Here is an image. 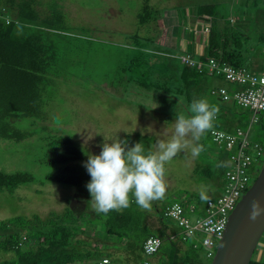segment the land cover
<instances>
[{
	"label": "rangeland",
	"instance_id": "obj_1",
	"mask_svg": "<svg viewBox=\"0 0 264 264\" xmlns=\"http://www.w3.org/2000/svg\"><path fill=\"white\" fill-rule=\"evenodd\" d=\"M55 1L65 6L68 24L76 36L73 37L72 44L68 45L69 51L60 65L65 70L63 76L56 79L53 87L45 94L47 105L43 110L48 117L47 122L34 117L16 119L14 123L18 128L33 129L36 134L20 142L0 137V170L30 172L38 181L23 186L14 193L0 192V220L31 216L34 213L46 217L52 211L71 207L68 202L79 199V188L46 181L48 175L54 174L55 166L46 163L49 152L42 140L44 135L61 132L74 138L85 150L88 160L89 154H100L105 137L108 141L117 136L122 140L127 134L140 132L153 136L157 142L171 135L176 115L190 114V105L186 104L183 97L147 92L130 84V72L125 73L119 67L128 62L136 52L132 35L155 37L157 45L165 49L166 54L179 60L187 50L189 53L195 50L194 56L198 57L204 52L205 43L199 42L201 38L196 37V29L203 30L207 23H200L197 19V7L217 3L219 17L223 21H232L233 25H238L249 35L243 51L244 66L254 70L263 68L264 65V41L258 39L259 36H264L263 0H257V5L249 0ZM147 1L159 12L158 19L140 26L138 15ZM194 37L198 44L194 43ZM205 69L206 79L199 87L201 97L218 109L211 128L217 127L232 133H236L239 128L248 132L252 160L248 172L253 173L256 169L257 178L264 166V154L258 160L254 145L259 143L264 148V110L255 112L235 101L223 100L218 91L221 86L226 87L230 95L243 86L211 74L208 66ZM255 116L258 121L253 122ZM44 127L47 130L44 131ZM210 129L198 141L201 145L205 144L198 156H192L189 149L179 153L166 165V195L153 201L146 208L149 212L156 210L157 206L162 208L178 201L188 206L194 205L191 209L187 208L185 213L188 217H202L208 200L216 199L222 193V183L225 180L223 173L232 165L230 154L233 149H229L225 143L217 147L210 137ZM197 166L210 168L214 171V176L211 179L202 178L195 171ZM254 180H251V185ZM192 194L198 198H191ZM86 196L89 206L85 219L92 220L94 226L98 223L96 227L101 226L99 230L104 232L103 225L95 219L96 211L90 192ZM78 205L81 206L82 203ZM152 221L157 224L158 219L152 217ZM165 221L173 227L178 226L172 219ZM92 231L93 229L89 230L88 234L91 235ZM105 238L110 239L107 235ZM103 245L108 252L119 247L109 240ZM259 247L264 249V235ZM259 249L256 250L255 257L258 256ZM215 252L216 249L213 253ZM119 254L122 255V252ZM119 254L115 255L118 257ZM213 256L204 255L207 257L205 264H211ZM260 260L264 261V250Z\"/></svg>",
	"mask_w": 264,
	"mask_h": 264
},
{
	"label": "trees",
	"instance_id": "obj_2",
	"mask_svg": "<svg viewBox=\"0 0 264 264\" xmlns=\"http://www.w3.org/2000/svg\"><path fill=\"white\" fill-rule=\"evenodd\" d=\"M53 1L0 0V137L4 139L20 142L36 134L33 129L18 128L16 119L48 120L43 110L47 105L44 97L56 79L63 76L65 70L60 65L76 36L68 24L65 6ZM252 3L257 5V0ZM217 8V3L197 7V19L209 26L204 52L198 57L244 66L243 51L249 35L232 21H223ZM158 13L147 1L138 15V24L152 23L158 19ZM258 39L263 42L264 36ZM131 40L136 52L119 67L125 73L130 72L131 85L147 92L183 97L187 105L202 98L199 87L206 79V69L191 67L183 64L181 57L179 60L166 54L155 37L134 34ZM42 140L49 152L46 163L55 166L54 174L48 175L46 181L79 188V199L69 201L71 207L52 211L46 217L34 213L0 220V264H101L104 258H109L111 264H205V250L197 240L185 237L176 221L177 227L165 221L171 219L166 211L174 204L182 205L185 212L194 205L174 201L149 212L137 205L133 197L125 209L94 213L96 221L104 227L102 232L101 226L96 227L98 223L94 226L92 220L85 219L89 206L87 184L91 180L84 166L85 150L74 138L61 132L46 134ZM122 140L128 141L129 148L142 142L146 150L156 142L153 136L140 132L127 134ZM195 171L204 179L214 176L208 167L197 166ZM256 175L254 169L250 179H256ZM35 182L38 181L30 172L0 170V192L14 193ZM190 196L198 198L195 194ZM152 217L158 219L157 224ZM92 229L91 235L88 234ZM105 235L119 247L105 251L103 244L108 241ZM154 237L161 240V246L149 254L145 243ZM249 264H264V261L254 256Z\"/></svg>",
	"mask_w": 264,
	"mask_h": 264
},
{
	"label": "clouds",
	"instance_id": "obj_3",
	"mask_svg": "<svg viewBox=\"0 0 264 264\" xmlns=\"http://www.w3.org/2000/svg\"><path fill=\"white\" fill-rule=\"evenodd\" d=\"M217 112L206 98L194 99L190 114L176 115L171 135L159 139L148 150L142 142L129 148L127 140L117 136L108 141L105 137L100 154H89L84 164L91 176L87 188L94 210L104 214L120 211L129 207L133 197L137 205L146 209L153 201L164 198L168 186L166 165L182 151L190 149L192 156L199 155L203 145L198 141L211 128ZM261 213L264 208L254 201L250 218L256 220Z\"/></svg>",
	"mask_w": 264,
	"mask_h": 264
},
{
	"label": "built area",
	"instance_id": "obj_4",
	"mask_svg": "<svg viewBox=\"0 0 264 264\" xmlns=\"http://www.w3.org/2000/svg\"><path fill=\"white\" fill-rule=\"evenodd\" d=\"M202 31L208 34L209 26L207 25ZM181 61L183 64L197 67L200 70H204L205 66H208L211 74L243 86L232 95L228 93L226 87H220L218 91L223 100L235 101L255 112L264 110V65L260 71H255L249 70L245 66H235L215 59L205 61L191 53L182 55ZM256 121H258L257 116L253 119V122ZM211 136L217 147L225 143L229 149H233L230 154L232 165L224 170L225 180L222 193L216 199L208 200L205 214L202 217L191 219L180 204H174L166 211V216L182 227L184 236L195 238L197 243L204 248L208 257L213 256V251L217 248L227 227L229 216L251 187V173L248 172V169L252 165L251 142L248 139V132L238 128L236 133H232L214 127L211 130ZM254 147L257 151L256 158L260 160L264 154V148L259 143H256ZM160 246L161 240L156 237L150 238L145 243L146 251L149 254L156 252ZM101 264H111V261L109 258H104Z\"/></svg>",
	"mask_w": 264,
	"mask_h": 264
},
{
	"label": "water",
	"instance_id": "obj_5",
	"mask_svg": "<svg viewBox=\"0 0 264 264\" xmlns=\"http://www.w3.org/2000/svg\"><path fill=\"white\" fill-rule=\"evenodd\" d=\"M254 201L264 208V166L229 216L211 264H249L253 259L264 235V213L250 218Z\"/></svg>",
	"mask_w": 264,
	"mask_h": 264
},
{
	"label": "crops",
	"instance_id": "obj_6",
	"mask_svg": "<svg viewBox=\"0 0 264 264\" xmlns=\"http://www.w3.org/2000/svg\"><path fill=\"white\" fill-rule=\"evenodd\" d=\"M197 15V14H196ZM174 28V30H175V27H173ZM179 31H180V28H179ZM181 32V31H180ZM197 32V33H196ZM196 37H200L201 38V40H199V42L200 43H205L206 42V35H208L207 33H205V32H203L202 30H197L196 29ZM204 36V37H203ZM196 37H194V43L195 44H198V40H197V38ZM191 46V45H190ZM185 52H189V50H187V51H185ZM192 53V52H191ZM199 56V55H198ZM262 68H259V69H254L255 71H257V70H261ZM221 87H223V86H221ZM260 249H259V253H258V256H256V258L257 259H260V257H261V252L264 250L263 249V247L261 248V247H259Z\"/></svg>",
	"mask_w": 264,
	"mask_h": 264
}]
</instances>
